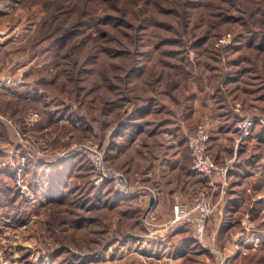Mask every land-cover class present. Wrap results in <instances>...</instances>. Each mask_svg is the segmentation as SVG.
I'll return each mask as SVG.
<instances>
[{"label":"rangeland","instance_id":"rangeland-1","mask_svg":"<svg viewBox=\"0 0 264 264\" xmlns=\"http://www.w3.org/2000/svg\"><path fill=\"white\" fill-rule=\"evenodd\" d=\"M233 1L0 0V264H264V124L236 142L245 117L264 119V51L248 45ZM207 3L235 20L209 28ZM184 10L203 13L186 33ZM40 29L51 36L36 42ZM201 123L211 157L232 164L202 241L190 222L174 243L175 230L150 234L143 200L94 185L69 151L91 140L131 178L180 186L167 221L174 201L192 204L206 186L187 146Z\"/></svg>","mask_w":264,"mask_h":264},{"label":"built area","instance_id":"built-area-1","mask_svg":"<svg viewBox=\"0 0 264 264\" xmlns=\"http://www.w3.org/2000/svg\"><path fill=\"white\" fill-rule=\"evenodd\" d=\"M255 121L264 124V119L258 116H247L238 123L239 136L236 142L250 134ZM210 139V126L208 123H201L195 127L187 141L191 155V168L204 179L205 188L198 191L192 204L185 201H174L171 207L170 220L160 224L156 221V193L143 182L140 175L131 178L123 170L112 167L107 162L101 146L91 140L76 143L69 148V151L82 154L88 160L91 169L89 179L94 185L108 183L114 192L121 196L154 197V204L149 206L147 203L142 215V222L147 228L151 229L150 234L170 230L178 224L190 222L195 225L196 238L202 241L207 220L215 210V205L210 201L211 195L216 194L217 200L223 198L228 180L227 174L229 169L232 168L231 161L219 165L211 157L208 150Z\"/></svg>","mask_w":264,"mask_h":264},{"label":"trees","instance_id":"trees-1","mask_svg":"<svg viewBox=\"0 0 264 264\" xmlns=\"http://www.w3.org/2000/svg\"><path fill=\"white\" fill-rule=\"evenodd\" d=\"M218 1H221V0H218ZM209 6V8H205L204 9V13L208 14V17L210 16H213L215 17L214 19H211L213 20V22H210V21H207V26L209 28H215V29H219L221 27V25H223L224 23H228L229 20L231 19L232 20H235V19H232L231 17H228L227 19H225L226 21L224 23H222V20L221 18H219L220 14L218 12V10L220 9V7L222 5H214V4H210V3H207V4H204V6ZM227 9H232V10H236V11H242V14L240 15V17L238 16H234L235 18H240V20H242V18H246L248 20L246 21H243L241 24L242 26L245 28L246 32L248 33V45L251 46V44L254 43L255 40L259 39L260 41L256 43V45H254L253 48L257 49V53H261L262 51H264V1L260 2L259 0H241V3H238V2H230V6L226 7ZM62 13V11H60ZM64 12V11H63ZM199 15L198 17H196V15H191V13L187 12V11H183L182 12V18H183V23H182V32L183 33H186L187 32V29H188V23L190 19H193V20H201L203 17V13L201 11L198 12ZM246 14V15H245ZM242 15H244V17H242ZM254 16H257L256 18ZM47 19L48 17H45L43 18L40 26L41 27H48L50 28V26L52 25V23L50 24H47ZM53 19L51 18V22ZM250 25V27H249ZM77 26V23L73 22V24H71V26H68V28H62L60 29L59 32H61L62 36L65 35L67 33V31L69 29L72 28V30L70 31L69 34H72L73 31L75 30V27ZM114 26V25H112ZM56 27H58V25H56ZM193 28H196V25H194ZM42 29H40L38 31L39 33V38L36 42H39V40H45V39H48L50 38L51 34H48V33H45L43 32L42 33ZM44 36V37H43ZM64 40L68 39V36L63 38ZM124 54H127L128 56L131 55L129 52H126ZM130 64H132V66L135 68L136 65V61H135V57L132 55L130 56ZM243 60H245V62H249L250 59L245 57ZM263 66L262 65V69H263ZM249 71L248 67H243L242 69L238 70V73H247ZM79 80V79H78ZM171 83V82H170ZM169 83V87H174L176 85V83H172L170 84ZM112 83H110V86H108V92H112L114 91L113 94H115L116 96H119L118 95V92L119 91H116V89H114L115 86L111 85ZM178 85V84H177ZM237 90H239L240 92L242 93H246L247 91L242 88V87H239V86H236L235 87ZM81 89V87H79V90ZM82 90V89H81ZM107 100V99H106ZM104 100L103 102L105 104H109L107 103V101ZM109 102V101H108ZM107 106V105H106ZM103 112H107V110H103ZM57 119V118H56ZM262 123L258 122V121H255V123L253 124V127L252 129L256 130L258 126H261ZM213 158V157H212ZM214 159V158H213ZM192 169V168H191ZM190 169V170H191Z\"/></svg>","mask_w":264,"mask_h":264},{"label":"crops","instance_id":"crops-1","mask_svg":"<svg viewBox=\"0 0 264 264\" xmlns=\"http://www.w3.org/2000/svg\"><path fill=\"white\" fill-rule=\"evenodd\" d=\"M211 138H212V136H211ZM252 139V138H251ZM211 140V139H210ZM247 143H252L253 144V142L254 141H252V140H249V138H247V139H244ZM244 141V142H245ZM263 140H260V142H262ZM210 142V141H209ZM259 141L257 142V143H260ZM253 146V145H252ZM209 147H210V144H209ZM113 149L112 148H110L109 149V151H108V153H110L111 151H112ZM208 150H209V148H208ZM113 152H114V150H113ZM210 154V153H209ZM179 158V157H178ZM177 160V159H176ZM108 162H109V160H108ZM173 166H175L176 167V164H174ZM179 166V165H178ZM238 165H236V167H237ZM175 167H173L174 169H175ZM239 167V166H238ZM190 168H191V166H190ZM189 168V169H190ZM128 176H132L128 171H126V170H123ZM166 174V173H165ZM254 175V174H253ZM165 176V175H164ZM163 176V177H164ZM197 176V178H198V175H196ZM199 178L200 179H202L200 176H199ZM165 180V182H166V184H167V186L168 187H165L167 190H166V192H165V190H164V188L162 187L163 185H162V183H161V181H159V182H157V183H155L153 186H151L152 188H154V190L156 191V202H155V211L157 212V214L160 216V219L158 220L159 221V224L160 223H164V222H166V221H164L165 219H167L168 217H170V209H168V205H169V202L170 201H172V198L171 197H176L177 195H178V197L179 198H181L179 195H182V193L180 192H178L179 191V189H181V187L179 186H170L169 184H170V182L169 181H167L166 180V178L164 179ZM187 183V182H186ZM185 182H182V184H183V186L185 185V188H187L188 186H189V184H186ZM182 186V187H183ZM168 191V192H167ZM234 193H231V195H233ZM145 199H143V198H140L139 200L140 201H142L143 200V202H144V204H145V207H146V205H147V203L149 202V199H150V197H144ZM258 198H261V199H264V196L263 195H261V196H258ZM145 209V208H144ZM169 212V213H168ZM165 218V219H164ZM164 221V222H163ZM180 227H181V225L179 224V225H177L175 228H173V229H171V231L173 230H175V232H174V235H173V238H172V240L169 242V243H174V242H177L178 240H180L181 238H182V236L181 237H179L178 238V234H179V232L180 231H182L181 229H180ZM181 233V232H180ZM176 234V235H175ZM174 259H178V258H176V257H174ZM173 261V260H172ZM176 261V260H175ZM177 262V261H176Z\"/></svg>","mask_w":264,"mask_h":264},{"label":"water","instance_id":"water-1","mask_svg":"<svg viewBox=\"0 0 264 264\" xmlns=\"http://www.w3.org/2000/svg\"><path fill=\"white\" fill-rule=\"evenodd\" d=\"M154 202H155V199H154L153 196H151L150 199H149V202H148L149 206L153 205Z\"/></svg>","mask_w":264,"mask_h":264}]
</instances>
